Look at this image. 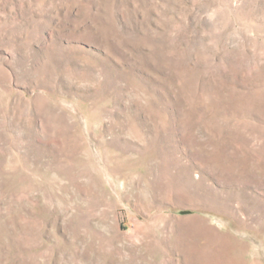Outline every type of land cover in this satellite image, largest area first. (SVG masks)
I'll list each match as a JSON object with an SVG mask.
<instances>
[{
    "label": "rangeland",
    "instance_id": "1",
    "mask_svg": "<svg viewBox=\"0 0 264 264\" xmlns=\"http://www.w3.org/2000/svg\"><path fill=\"white\" fill-rule=\"evenodd\" d=\"M0 264H264V0H0Z\"/></svg>",
    "mask_w": 264,
    "mask_h": 264
}]
</instances>
